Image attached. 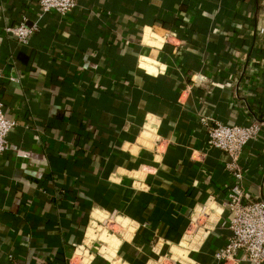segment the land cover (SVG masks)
Instances as JSON below:
<instances>
[{
    "label": "crops",
    "instance_id": "1",
    "mask_svg": "<svg viewBox=\"0 0 264 264\" xmlns=\"http://www.w3.org/2000/svg\"><path fill=\"white\" fill-rule=\"evenodd\" d=\"M23 18L39 26L28 46L5 32ZM0 100L17 123L0 264H216L234 181L200 120L264 122V0H81L43 17L39 0H0ZM240 165L264 199V128Z\"/></svg>",
    "mask_w": 264,
    "mask_h": 264
},
{
    "label": "built area",
    "instance_id": "2",
    "mask_svg": "<svg viewBox=\"0 0 264 264\" xmlns=\"http://www.w3.org/2000/svg\"><path fill=\"white\" fill-rule=\"evenodd\" d=\"M80 1L39 0L40 15L43 17L56 13L68 16L79 7ZM38 31V23L30 24L27 18H23L17 27L5 30L6 34L16 39L21 46H28ZM170 36L173 38L172 34L168 37ZM4 107V102L0 100V161L9 150L8 138L17 126L16 122L6 117ZM251 118V123L247 126L227 125L209 118L200 120L207 130L210 148L226 154L231 159L226 171L234 181L223 204L230 215V235L226 246L214 257L216 264H264V199L252 198L241 185L244 179L240 165L243 155L264 128V122L253 115ZM197 224L199 223L194 221L195 228L192 227L191 235L194 234ZM112 227L122 229L119 224ZM75 263L76 256L70 264Z\"/></svg>",
    "mask_w": 264,
    "mask_h": 264
},
{
    "label": "rangeland",
    "instance_id": "3",
    "mask_svg": "<svg viewBox=\"0 0 264 264\" xmlns=\"http://www.w3.org/2000/svg\"><path fill=\"white\" fill-rule=\"evenodd\" d=\"M205 221V219H203L202 220V223ZM120 230H118V229H114L113 227H111L110 228V230H109V234H119L120 232H119ZM196 231H197V229H196ZM192 235H191V233H188V237H191Z\"/></svg>",
    "mask_w": 264,
    "mask_h": 264
},
{
    "label": "trees",
    "instance_id": "4",
    "mask_svg": "<svg viewBox=\"0 0 264 264\" xmlns=\"http://www.w3.org/2000/svg\"><path fill=\"white\" fill-rule=\"evenodd\" d=\"M89 196V195H88ZM90 197V196H89ZM91 198V197H90Z\"/></svg>",
    "mask_w": 264,
    "mask_h": 264
}]
</instances>
